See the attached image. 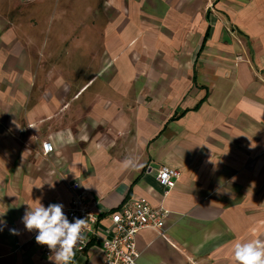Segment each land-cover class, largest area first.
Wrapping results in <instances>:
<instances>
[{
    "label": "crops",
    "instance_id": "obj_1",
    "mask_svg": "<svg viewBox=\"0 0 264 264\" xmlns=\"http://www.w3.org/2000/svg\"><path fill=\"white\" fill-rule=\"evenodd\" d=\"M92 1L69 24L82 39L59 35L77 53L65 69L42 36L51 4L33 1L32 22L0 0V264H53L22 217L76 192L101 229L129 200L164 210L161 231L136 235V264H236L235 243L264 239V0ZM164 165L180 174L166 194ZM74 264H104L100 241Z\"/></svg>",
    "mask_w": 264,
    "mask_h": 264
},
{
    "label": "built area",
    "instance_id": "obj_2",
    "mask_svg": "<svg viewBox=\"0 0 264 264\" xmlns=\"http://www.w3.org/2000/svg\"><path fill=\"white\" fill-rule=\"evenodd\" d=\"M49 142L41 144L42 154L45 156L53 153L46 149ZM180 174L177 169L162 166L156 175L157 182L163 187L165 194L172 190ZM92 205L83 193L76 192L72 195L67 208L63 209L70 222L74 218H86L88 228L84 233L85 241L76 249V255L84 253L92 241H100L103 251L104 264H136L140 252L136 247V235L145 229L162 230L166 213L162 208H153L144 198L129 200L117 211L109 216L110 224L101 229L98 214L92 211ZM35 231V236L37 235ZM45 257L52 253L46 245H39Z\"/></svg>",
    "mask_w": 264,
    "mask_h": 264
},
{
    "label": "clouds",
    "instance_id": "obj_3",
    "mask_svg": "<svg viewBox=\"0 0 264 264\" xmlns=\"http://www.w3.org/2000/svg\"><path fill=\"white\" fill-rule=\"evenodd\" d=\"M71 140L72 136L69 132L67 142ZM56 142H65L63 132L58 133L54 142L45 146L46 149L51 150ZM122 167L126 170H136L138 162L134 157L129 156L122 161ZM63 208L64 205L60 203L49 204L47 207L40 202L35 207L28 205L22 222L28 231H37L36 243L49 248L52 253L49 259L53 261V264H74L76 249L85 241L84 233L88 224L86 218H74L70 222ZM5 213L0 214V217ZM0 224H6V221L0 219ZM11 232L16 234L15 229ZM233 253L236 264H264V239L237 242Z\"/></svg>",
    "mask_w": 264,
    "mask_h": 264
},
{
    "label": "rangeland",
    "instance_id": "obj_4",
    "mask_svg": "<svg viewBox=\"0 0 264 264\" xmlns=\"http://www.w3.org/2000/svg\"><path fill=\"white\" fill-rule=\"evenodd\" d=\"M21 3L25 2L27 4L26 6V11L27 13H24L23 16L29 19L32 22L38 21L37 18H35V15L33 14V1L35 0H19ZM51 6L49 7H44L42 9V14L41 16L45 17V22H44V29H43V37L45 36V40H47L48 47H54V44L57 43L58 45H62L61 43H64L59 39V35L63 34L66 37L68 36V43H72L74 40L73 38H77L80 36V39L83 37V33L85 30L82 29H72L71 25H69L71 22H73L74 19L76 18H82L84 16L83 14V8L85 3L88 1L89 4H92L93 1L91 0H47ZM5 2V0H4ZM99 7L103 6V1L99 0ZM97 2V3H98ZM31 3L33 4L31 6ZM11 15V14H10ZM38 16H40L38 14ZM112 16V14H111ZM110 16V17H111ZM9 18L10 16H7L6 14H0V27H3L5 29H0V33L4 35L7 31V24L3 22L4 18ZM5 20V19H4ZM71 28V31H74L73 34L70 35V30L68 29ZM78 30V31H77ZM80 30V31H79ZM35 34H38V31H34ZM5 37V36H3ZM91 40H93V49H95L92 54L96 56L99 52H97L96 48H94V45H96L100 41V37L93 35ZM67 42V41H66ZM71 45V44H70ZM63 46V45H62ZM58 46L56 47L57 52H55V59H58L60 56V60H62V66L65 69H73L78 62L75 63L74 59L76 58V51L72 48L73 45L69 46V48H65V45ZM63 48V50H60L59 48ZM52 49V48H51ZM49 53V52H47ZM22 56V55H21ZM18 56V57H21ZM88 59V60H87ZM85 59L83 62H79L81 66H83L84 70L82 71V76L83 79H87L88 76H91L95 71L93 67V62L90 61L89 58ZM95 66V62H94ZM93 67V68H92ZM140 257V255H139ZM139 259V258H138ZM137 259V260H138Z\"/></svg>",
    "mask_w": 264,
    "mask_h": 264
},
{
    "label": "trees",
    "instance_id": "obj_5",
    "mask_svg": "<svg viewBox=\"0 0 264 264\" xmlns=\"http://www.w3.org/2000/svg\"><path fill=\"white\" fill-rule=\"evenodd\" d=\"M102 215L99 216V218H101Z\"/></svg>",
    "mask_w": 264,
    "mask_h": 264
}]
</instances>
